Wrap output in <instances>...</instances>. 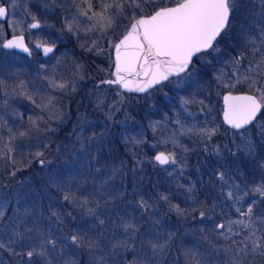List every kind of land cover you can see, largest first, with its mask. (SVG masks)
Here are the masks:
<instances>
[{
	"label": "rangeland",
	"instance_id": "rangeland-1",
	"mask_svg": "<svg viewBox=\"0 0 264 264\" xmlns=\"http://www.w3.org/2000/svg\"><path fill=\"white\" fill-rule=\"evenodd\" d=\"M91 3L88 9L85 0H0L8 9L7 19L0 21V264H264V255L252 244L258 233L249 237L253 228L244 224L233 223L230 232L227 227L229 221L254 220L241 215L254 202L236 150L247 153L255 142H263L264 116L237 133L226 131L211 115L206 119L195 98L168 93L182 86L192 70L134 100L117 85L98 83L112 78L113 45L135 12H123L119 23L114 16L122 0ZM105 3L112 7L103 9ZM102 11L112 19L111 27L93 15ZM33 22L39 27H29ZM235 26L242 28L244 41L233 56L218 57L213 65L208 79L213 104L200 100L206 113L214 105L220 115L223 92L242 87L258 98L264 92V0H238ZM12 35H23L30 52L2 48ZM41 43L56 50L42 57L36 48ZM80 50L104 61L96 71L106 72L101 78L93 80L86 73ZM210 50L216 54L220 49ZM205 57H198L200 64L212 65ZM83 83L88 88L81 92ZM170 95L177 98L175 107ZM76 96V103L96 117L71 115ZM158 97L169 101L166 107ZM107 110L112 114L108 119ZM132 114L138 115L133 121ZM113 120L120 130L113 128ZM133 122L136 130L130 129ZM113 144L124 146L121 153ZM142 151L140 158L133 155ZM158 151L169 156L164 166L154 160ZM225 154L232 166L224 163ZM246 156L250 163L253 157ZM210 157L224 169L202 165ZM30 165L10 183L13 170ZM190 172L199 180L204 173L202 185L210 189L209 204L197 213L204 224L212 222L208 236L203 231L193 235L177 215L175 201L196 189ZM251 173L253 178L261 170ZM221 224L225 227H217ZM33 250L29 258L26 253ZM82 251L88 256L82 258Z\"/></svg>",
	"mask_w": 264,
	"mask_h": 264
},
{
	"label": "snow or ice",
	"instance_id": "snow-or-ice-1",
	"mask_svg": "<svg viewBox=\"0 0 264 264\" xmlns=\"http://www.w3.org/2000/svg\"><path fill=\"white\" fill-rule=\"evenodd\" d=\"M88 9L93 7L91 0H85ZM155 2V0H152ZM149 3V0H144ZM143 13L144 5L132 0V4ZM112 7L107 3L102 5L103 9ZM122 10L123 3L117 5ZM238 10V0H175L172 6L158 7L150 15H141L136 18L133 14V22L127 32L118 42L114 43L115 49V72L114 80L105 81L108 84H118L132 90L144 92L148 88L161 81L167 80L170 75L185 72L195 54L201 53L214 47V42L229 27V20L233 12ZM8 12L5 6L0 5V17H4ZM87 15V11L82 12ZM100 21L107 20V26H112V19L106 17L104 12L93 13ZM29 27L37 28L38 23H33ZM261 35L264 36V30ZM4 47H17L25 52H30L24 43L23 35H13ZM37 47H43L47 54L52 48L45 47L42 43ZM59 87L63 88L61 84ZM225 121L233 127L239 129L243 125L250 123L257 112L264 107V92L259 98L250 95L224 97ZM161 164L168 163L169 157L163 153L155 157ZM222 178V174H221ZM254 191L264 196V183L257 186ZM229 197L232 195L228 194ZM241 212L240 209H237ZM252 207H248L247 213L241 215L251 217ZM203 215V213H201ZM233 223L244 224L245 228H253L249 237L255 236L253 221H229L228 230L231 231ZM224 228L225 225H218ZM76 242L78 238L72 237ZM259 240L253 239V249L256 248ZM2 246V245H0ZM35 250L28 251L26 255L31 258ZM43 255V253H40Z\"/></svg>",
	"mask_w": 264,
	"mask_h": 264
},
{
	"label": "trees",
	"instance_id": "trees-1",
	"mask_svg": "<svg viewBox=\"0 0 264 264\" xmlns=\"http://www.w3.org/2000/svg\"><path fill=\"white\" fill-rule=\"evenodd\" d=\"M49 1V0H47ZM96 1V0H95ZM123 1V9L122 10H119L120 12L117 11L114 12V9L112 10L111 9V14L112 13H116V15L114 16L115 17V21L118 20V18H120V16L124 13H126L127 11L129 10H133L135 12V16L137 17L138 15H147L149 13H151L152 11H154L157 7H160L162 6L163 4L164 5H171L173 3H175V0H166V2H159L158 0H156L155 2H151L149 1V3L145 4L144 3V0H137L138 3H141L142 5H144V8H145V11L142 13L140 10H138V8H135L133 6H130L132 4V0H122ZM55 3V2H54ZM55 11H56V17L59 18V16L61 15V9H58L57 7L54 8ZM241 10V13L244 11V9L240 8ZM242 15L238 16L237 18H239V23L241 22V20H243L242 18ZM60 19V18H59ZM58 20V19H57ZM131 19H127L125 22L122 21V23H124L122 26H121V30L123 29V26L125 25V23L127 22H130ZM59 21V20H58ZM60 23V21H59ZM121 23V22H119ZM234 23V24H233ZM238 26H235V12H233V14L231 15L230 17V20H229V27L227 28L226 31L222 32V34L217 38V40L214 42V47H219V51L215 54V53H211L210 49H207L201 53H197L196 56H195V59L193 58L191 64L189 65L188 70H192V76H190L187 81H185L182 86H179V87H174L172 91H168V93H171L173 94V91L175 92V95L178 96V95H184V96H187L188 97V100H191L193 98L196 99V101H193V103L197 104L198 107H200L203 112H205V118L207 119L208 117L207 116H213V121H217V122H221L220 120V115L218 114V110L216 109V107H214L213 105V108L212 109H208V113H206V109L205 107L202 105L201 101L200 100H207L208 103H210L211 105L213 104V93L209 91L210 89V85L208 84V79L211 78V69L214 68L215 63L219 58H222V57H227V56H233V54L235 53L236 49H238V45H242L243 44V41H244V38L242 37L241 35V30L242 28L238 29L237 28ZM120 32L117 34V36H119ZM213 47V48H214ZM55 50H56V47H55ZM54 50V51H55ZM210 50V51H209ZM80 55H82L83 57V60L85 62V67L86 68V73L88 75H90L91 79L93 80H97L99 78H101L100 76L105 74H101V72L98 74V65H101L104 66L103 62H100V58H98L95 53L93 52H86V51H78ZM95 55V56H94ZM202 56H206L210 59V62L212 65H209V64H200L199 60H198V57L202 58ZM205 57V58H206ZM259 59L256 55L254 57V60L256 59ZM261 61V59H260ZM263 61V60H262ZM261 61V63L263 64V62ZM264 65V64H263ZM110 68L108 67L107 68V71L109 70ZM95 70V71H94ZM194 75V76H193ZM211 80V79H210ZM209 80V81H210ZM211 83V81H210ZM85 83H83L82 87H81V92H83L84 90H87L85 85ZM215 87V86H214ZM248 88V87H247ZM227 90V89H226ZM235 91H246L245 89H242V87L240 89H236ZM250 91V90H249ZM247 91V92H249ZM80 92V93H81ZM254 92V91H253ZM220 93V92H219ZM252 93V91H251ZM127 96H130V100H134L135 98H141L140 95H134V94H127L125 93ZM170 97H172L170 95ZM77 96L76 98H74L72 100V102L70 103V113L71 115H74V116H77L79 114H87V115H91V116H95L96 117V114H92L90 113V111H88V109L84 106V105H79L77 102ZM158 102L160 101L164 107H166L167 103H169V101H165L164 99L165 98H162V97H158ZM171 99V102L173 101L174 102V107L177 105V102H176V97L173 96ZM91 106H89L90 108ZM93 108V106H92ZM96 108V107H94ZM98 116V114H97ZM102 116V114H101ZM104 116V115H103ZM264 116V111L258 116L260 119L263 118ZM106 119H108L109 117L111 118L112 117V114H111V111L110 110H107L105 112V116H104ZM132 117L133 119H131L132 121L134 119H136L138 117V115H135V114H132ZM258 118V119H259ZM120 121V119H119ZM113 128H115L116 130H120V124L117 123L118 120H113ZM223 124V123H222ZM224 127V126H223ZM133 129V130H136L137 126H136V123L133 122V125L130 127V129ZM226 131H234L235 130H232V129H229L228 127H224ZM254 134V133H253ZM118 140V139H117ZM223 141V138L221 137L220 138V142ZM117 148H115L114 146ZM112 146L114 147V149H116L118 152L121 153V148L124 147L123 145H121V148L116 146V144H113ZM228 148V147H227ZM133 149V148H132ZM257 149L258 150H262L263 147L262 146H257ZM134 150V149H133ZM133 151L129 150V153H132ZM228 153V152H227ZM143 151L142 152H139V154H133V155H136L137 158H140V155H143ZM244 154L248 155L250 154V152H242L240 151L238 156H240L242 158L241 162H240V168L241 170H243V173H244V180H251V175L253 172V168L251 167V164L248 163L247 159H246V155L244 156ZM130 154H126V157L129 158ZM227 155V154H225ZM228 157V158H227ZM230 157L227 155L224 159V163L226 164V166L228 165H231L230 163ZM203 161V164L202 165H207V166H212V165H216V166H219V167H222L224 169V166L221 164H218L215 160H213L211 157L205 160H202ZM222 161V160H221ZM131 163V162H130ZM134 163V162H132ZM136 164V163H135ZM34 165V164H33ZM232 166V165H231ZM31 168H33L31 165H30V168L27 167V168H24V169H20V170H13L12 173H13V181H11L10 183L14 184L17 182L18 180V177L22 174V175H25L27 173L28 170H30ZM235 172V169L232 173H229L230 176ZM191 173V172H190ZM190 175H192V177H190V179H194L195 180V184L194 186L196 187V189H193L191 191V193L189 194L188 198H181V199H175V204H176V211H177V215L179 216H182L183 218V221L185 222H188L187 224L189 225L188 227V231L189 232H192L193 235L194 233H198L200 231H203L204 232V235L206 234L208 236V233L211 231L212 229V222L208 221L204 224V221L203 219H200L197 217V213L202 211L204 209V207L209 204L208 201L211 200V196H210V189H209V186L208 185H202L203 181L205 180L206 176L204 175H201V180H199L197 177V175L191 173ZM235 175V174H233ZM10 183L6 184V186H9L10 187ZM5 187V184L4 186ZM1 189V188H0ZM181 210V211H180ZM181 219V218H180ZM201 235V233L199 234H196L195 236H199ZM88 251H91V255H97V253L94 251V250H88ZM88 251H82V258L84 257H87L88 256ZM84 252H87L86 254H84Z\"/></svg>",
	"mask_w": 264,
	"mask_h": 264
},
{
	"label": "flooded vegetation",
	"instance_id": "flooded-vegetation-1",
	"mask_svg": "<svg viewBox=\"0 0 264 264\" xmlns=\"http://www.w3.org/2000/svg\"><path fill=\"white\" fill-rule=\"evenodd\" d=\"M237 92H246V91H235V93H237ZM248 93H251V92H248ZM263 111L264 110H263V107H262V110H261L260 114ZM258 116L248 126L242 128V129L235 130V133L251 129L252 126L255 124V122L260 120V118ZM262 139H263V142H261V143L255 142V147L254 148H252L251 145H250V148H252V150H250V154H251V157H253L252 160L250 161L251 167L253 168V172H255V171L260 169L261 173L255 174L254 177L251 178V180H249L247 183L251 184V189H252V193L251 194H253L252 198H251V201L254 202L253 203L254 204L253 205L254 214H252V216L254 217L253 227L255 229V233L256 232L258 233V237L256 239L259 240V243L257 244L256 247L259 248V250H260L259 252H261L264 255V224L261 226L259 221H258V219H261V220L264 221V196H261L258 192L254 191V189L257 186H259L262 183H264V158L260 159L261 155L264 156V132L262 133ZM238 145L239 144L235 145V147L238 146ZM257 146H262L263 147V154H261L260 150L257 149ZM236 153H239V150H236ZM236 156H238V154H236ZM161 166H164V165H161ZM209 167H212V166H209ZM256 218H258V219H256Z\"/></svg>",
	"mask_w": 264,
	"mask_h": 264
},
{
	"label": "water",
	"instance_id": "water-1",
	"mask_svg": "<svg viewBox=\"0 0 264 264\" xmlns=\"http://www.w3.org/2000/svg\"><path fill=\"white\" fill-rule=\"evenodd\" d=\"M2 6H4V5H2ZM166 6H172V5H166ZM5 7H6V6H5ZM160 7H165V6H160ZM152 12H153V11H152ZM152 12H151V13H152ZM151 13H149V14H147V15H150ZM7 16H8V13H7L4 17H0V21H2V22L5 21V20L7 19ZM140 17H141V16L137 17V19L140 18ZM132 22H133V20H132V21L130 22V24L128 25V27H127L125 33H126L127 30L129 29V27H130V25H131ZM33 23H37V22H33ZM33 23H32V24H33ZM125 33H124V34H125ZM124 34H123V35H124ZM123 35H122L119 39H121V38L123 37ZM16 36H19V35H16ZM12 37H13V35L10 36V37H8L7 39H5V40L3 41V43L1 44L2 48H4V49H11V48H6V47H4V45H5V43H6L9 39H12ZM119 39H118V41H119ZM118 41H117V42H118ZM24 43L26 44V40H25V38H24ZM26 45H27V44H26ZM37 45H38V44H37ZM37 45H36V48H37L38 52L41 54L42 57H47V56L51 55V54L54 52V50H55V47H54V46L47 45V44H43L45 47H50V48H52V51L46 54V53L44 52L43 47H37ZM12 48H14L16 51H18V52H20V53H26V52L23 51V49H21V48H17V47H12ZM195 55H196V54H195ZM195 55H194V56H195ZM194 56H193V58H194ZM112 57H113V59H112V60H113V66H112V72H111V74H112V78L104 79V80L98 81V83H104V84H107V83H105V81H109V80H114V79H115V76H114V72H115V49H114V47H113V51H112ZM193 58H192V60H193ZM191 62H192V61H191ZM190 64H191V63H190ZM190 64H189V65H190ZM188 67H189V66H188ZM187 69H188V68H187ZM187 69H186V70H187ZM186 70H185V71H186ZM182 73H183V72H182ZM179 74H181V73H179ZM179 74H178V75H179ZM173 76H177V74L170 75L169 78H170V77H173ZM164 81H165V80H164ZM161 82H163V81H161ZM161 82H160V83H161ZM158 84H159V83H158ZM158 84L153 85L152 87L148 88V89H147L146 91H144V92H140V91L135 90V86H134V85L132 86V90H129V89H127V88H124L123 86L118 85V84H113V85H117V86L120 88V90L123 91V92H125V93L134 94V95H141V94H144V93L147 92L149 89L153 88L154 86H156V85H158ZM228 95H232V96H241V95L256 96V95L253 94V93H248V92H237V93H235V92H228V91H226V92H223V93H222V95H221L222 110H221V113H220V119H221L222 123H223L226 127L230 128V129H232V130H238L237 128H235V127H233L232 125L228 124V123L225 121V119H224V111H225V108H226L225 101H224V97H225V96H228ZM256 97H257V96H256ZM261 110H262V108H261ZM261 110H260L259 112H257L255 118L260 114ZM255 118H254V119H255ZM254 119H253L250 123H252V122L254 121ZM250 123H248V124H246V125H243V126H242L241 128H239V129H242V128L248 126ZM161 153H163L165 156H168L165 152L158 151V152H156V153L154 154V160H155L156 163H158V164H160V165H165V164H167V163H165V164H161L159 161H157V160L155 159V157H156L157 155L161 154ZM168 157H169V156H168ZM168 162H169V161H168ZM128 264H131V263H128Z\"/></svg>",
	"mask_w": 264,
	"mask_h": 264
}]
</instances>
